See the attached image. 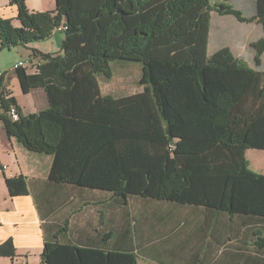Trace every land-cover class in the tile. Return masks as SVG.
Segmentation results:
<instances>
[{
    "label": "trees",
    "instance_id": "trees-1",
    "mask_svg": "<svg viewBox=\"0 0 264 264\" xmlns=\"http://www.w3.org/2000/svg\"><path fill=\"white\" fill-rule=\"evenodd\" d=\"M10 3L18 7L21 27L0 15V50L43 42L67 28L58 54L34 50L41 60L36 72L15 71L24 95L45 91L46 109L25 114L7 73L0 79V124L29 151L54 157L52 182L264 220V174L254 172L246 156L264 151V39L253 45L255 69L235 60L229 48L208 53L212 12L242 23L258 19L264 27V0H258L255 18L215 0H56L53 13L30 12L26 0ZM117 61L141 64V94L102 95L99 78L111 79ZM11 107L17 121L9 118ZM84 130L114 136L97 150L104 153L107 146L115 153L109 173L68 169L90 145L76 141ZM6 185L11 197L29 194L23 176ZM256 237L264 248L263 233ZM61 251L137 264L133 253L59 242L45 243L41 264H54ZM15 257L13 240L1 242L0 258ZM74 260L69 264H84Z\"/></svg>",
    "mask_w": 264,
    "mask_h": 264
},
{
    "label": "crops",
    "instance_id": "crops-1",
    "mask_svg": "<svg viewBox=\"0 0 264 264\" xmlns=\"http://www.w3.org/2000/svg\"><path fill=\"white\" fill-rule=\"evenodd\" d=\"M219 1L248 18L257 17L258 0ZM10 2L0 0V15L11 20L15 27H21L17 20L18 7ZM26 4L33 13L56 11V0H26ZM1 8L5 11L2 12ZM58 33L55 31L50 39ZM263 39L264 27L258 19L242 23L232 15L211 13L209 55L229 48L235 60L255 69L257 51L253 45ZM36 44L30 46L42 53L54 54L37 48ZM40 62V58L34 56L29 63L38 65ZM120 67L122 74L118 81L127 83L130 69L125 68L124 63L116 68L113 65V77L106 79L100 76V83L113 81ZM259 69L264 72V53ZM28 72L33 74L36 69H28ZM6 73L11 90V79L16 77V73L13 69ZM103 77L106 79L104 82L101 80ZM113 89L101 87L102 95L122 99L144 91L139 83L133 93L125 84L116 91ZM38 91L43 90L25 95L32 97L28 109L17 102L25 114L38 113L48 107L45 91ZM237 104L242 106L243 101ZM76 141L90 145L80 152L79 161L74 165L69 162L68 169H74L73 172L78 174L84 171L93 175L112 171L115 153H110L107 146L104 153L97 150L99 146L114 141V136H99L92 130H84ZM146 153L149 152L143 154ZM53 163V156L29 151L16 138L9 137L0 124V167H7L0 175V243L12 239L17 249V257L0 258V264H41L46 242L133 253L137 256V264H264V248L258 246L256 237L260 232L264 235V220L138 196L124 200L112 192L52 182ZM260 172L264 174V171ZM19 176L26 178L29 194L11 197L6 179ZM75 258L82 259L84 264H130L125 257L71 251H61L54 264L74 263Z\"/></svg>",
    "mask_w": 264,
    "mask_h": 264
},
{
    "label": "rangeland",
    "instance_id": "rangeland-1",
    "mask_svg": "<svg viewBox=\"0 0 264 264\" xmlns=\"http://www.w3.org/2000/svg\"><path fill=\"white\" fill-rule=\"evenodd\" d=\"M215 3L221 4L219 0H215ZM1 11L4 12L5 8H1ZM64 37H65L64 33L60 32L52 39H48L43 42H38V44H36V47L41 50L52 51L54 54H58L59 51L61 50L60 41ZM0 49H1V45H0ZM33 52H34V48L30 45L12 47L10 50L8 49L0 50V70L9 72L19 62H23L25 65L27 64L28 66L26 65V67L28 69H36L37 64L33 65L32 63H29L30 59L34 58ZM122 63L126 65L125 68L130 69V71L128 70L129 80H126L128 82L123 83V81L121 80L118 81L119 76H121L122 74V69H121L122 67H120L117 70L118 73L116 72L118 77L116 78L117 76L116 75L113 81H108L107 83H100L102 88L106 89V87H110L111 89L114 88L113 90L116 91L118 87L123 86V84H125V87H129L131 89V93L137 90L136 89L138 88L137 80L140 78L141 70H142L141 64L135 63V62H123V61H117L113 64H114V67L116 68L119 64H122ZM101 80L102 82H104V80L106 81L104 77L101 78ZM11 92H12V95L15 97L16 101L19 104H21L22 107H25L28 109V105L29 104L31 105L32 103V97H27L22 93L18 79L14 76L11 79ZM38 92H44V90L38 91ZM247 159L249 161L250 168L254 172L261 173L260 171H264V151L249 150L247 152Z\"/></svg>",
    "mask_w": 264,
    "mask_h": 264
},
{
    "label": "built area",
    "instance_id": "built-area-1",
    "mask_svg": "<svg viewBox=\"0 0 264 264\" xmlns=\"http://www.w3.org/2000/svg\"><path fill=\"white\" fill-rule=\"evenodd\" d=\"M66 29L67 28L63 26V27L56 29V31L61 32V31H64ZM25 67H26L25 64L23 62H20L14 66L13 71H16L18 68H25ZM4 76H5V72L0 70V79ZM9 118L12 121H17L19 119V114H18V111L15 107H11V109L9 111ZM6 168H7L6 166L0 167V175L6 170Z\"/></svg>",
    "mask_w": 264,
    "mask_h": 264
}]
</instances>
